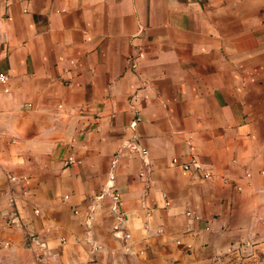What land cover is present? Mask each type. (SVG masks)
<instances>
[{"label": "crops", "instance_id": "crops-1", "mask_svg": "<svg viewBox=\"0 0 264 264\" xmlns=\"http://www.w3.org/2000/svg\"><path fill=\"white\" fill-rule=\"evenodd\" d=\"M0 73V264H264V0H0Z\"/></svg>", "mask_w": 264, "mask_h": 264}, {"label": "built area", "instance_id": "built-area-1", "mask_svg": "<svg viewBox=\"0 0 264 264\" xmlns=\"http://www.w3.org/2000/svg\"><path fill=\"white\" fill-rule=\"evenodd\" d=\"M8 82V76L4 73H0V83L5 87L4 89L7 91L6 85ZM140 120V117L136 116L135 119L132 122V125H135L138 121ZM133 147L136 148L135 145H133ZM143 156H145L147 154L146 151H142L141 152ZM70 161H72V158H70ZM173 163L177 164V159H173ZM180 166L183 169H190L191 167H196L199 168L200 165L199 163L192 159L190 162H185L180 164ZM206 177H209L210 175L208 173L205 174ZM113 174L111 173L108 177V183L106 185V187L104 188L103 192L101 193L100 196L103 195H108L111 199V212L112 214L116 217V219L118 220V222L122 221L124 218V213L121 210V206H122V201L120 198V194L113 189ZM12 180H14L15 178H11ZM68 196L65 195L64 198H67ZM91 219V215H89L88 221ZM12 222H17L15 219V216L11 218ZM89 223V222H88Z\"/></svg>", "mask_w": 264, "mask_h": 264}]
</instances>
